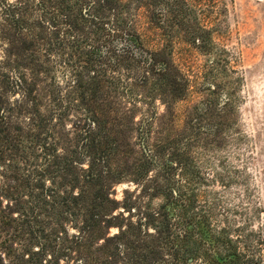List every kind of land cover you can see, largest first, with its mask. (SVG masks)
<instances>
[{
	"label": "trees",
	"instance_id": "16d2710c",
	"mask_svg": "<svg viewBox=\"0 0 264 264\" xmlns=\"http://www.w3.org/2000/svg\"><path fill=\"white\" fill-rule=\"evenodd\" d=\"M140 8L161 10L167 37L208 31L187 23L189 0H0V264L250 261L200 190V133L152 138L155 96L171 113L188 79L171 48L145 45ZM232 104L221 103L223 132ZM123 182L138 193L117 198Z\"/></svg>",
	"mask_w": 264,
	"mask_h": 264
},
{
	"label": "rangeland",
	"instance_id": "374dc122",
	"mask_svg": "<svg viewBox=\"0 0 264 264\" xmlns=\"http://www.w3.org/2000/svg\"><path fill=\"white\" fill-rule=\"evenodd\" d=\"M189 2L197 19L187 23L208 30L195 41L178 27L171 37L163 35L166 22L155 21L161 10L154 12L153 19L144 8L138 10L137 28L145 45L171 48L174 64L188 79L185 96L171 100V113L164 112L161 96H155L158 118L152 138L164 141L166 136L200 133L190 151L205 177L202 194L219 199L220 206L214 209L216 229L225 226L228 231L223 235L236 242L243 262L250 260L244 264H264V0ZM40 16L35 10L29 19L39 21ZM2 18L0 9V24ZM35 31L39 33L40 28ZM226 97L233 104L229 128L223 132L220 109ZM205 141L212 144L204 147ZM123 189L137 194L139 187L121 183L116 186L117 198ZM142 198L143 205L152 207L161 202L159 197ZM204 261L198 258L186 264Z\"/></svg>",
	"mask_w": 264,
	"mask_h": 264
}]
</instances>
